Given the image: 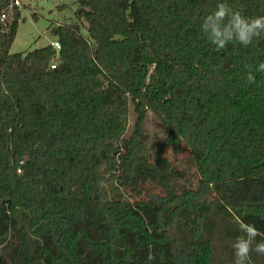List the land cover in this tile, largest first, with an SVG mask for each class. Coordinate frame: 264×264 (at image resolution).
Instances as JSON below:
<instances>
[{"label":"trees","instance_id":"obj_1","mask_svg":"<svg viewBox=\"0 0 264 264\" xmlns=\"http://www.w3.org/2000/svg\"><path fill=\"white\" fill-rule=\"evenodd\" d=\"M16 1L0 0V264H214L210 214L264 240V37L210 45L217 0H77L84 24L52 29L58 51L10 54ZM228 3L264 15V0ZM148 113L166 133L152 153ZM181 145L191 177L161 156ZM147 184L160 194L141 198Z\"/></svg>","mask_w":264,"mask_h":264},{"label":"rangeland","instance_id":"obj_2","mask_svg":"<svg viewBox=\"0 0 264 264\" xmlns=\"http://www.w3.org/2000/svg\"><path fill=\"white\" fill-rule=\"evenodd\" d=\"M76 2L77 0L19 1L18 7L21 11V16L16 36L10 47L9 53H25L52 45V43L56 42V37L52 34V29L56 26L84 24V22L78 20L75 15L77 9ZM82 34L87 36L85 30H82ZM136 118L137 116L133 111V107L130 106L127 130L124 139L130 137ZM143 134L148 139L147 152L149 153H152L151 149L155 148L156 145L166 136L160 122L151 113H148L145 118ZM118 155L119 153H115V158H118ZM161 156L178 170L184 171L186 176L191 177L195 174V169L191 163L190 153L183 145L178 146L176 150L169 146L163 150ZM113 163L114 161L108 160L102 162L100 166V175L106 180L119 175V167ZM117 163L118 161L116 164ZM108 164L111 166H108ZM104 189L108 197H111L110 189L107 186H104ZM158 194H160L159 189L153 188L152 185L147 184L144 187L141 198H148L151 195ZM123 196L127 197L126 194H123ZM213 198L214 197H211L209 200ZM209 200L207 199V201ZM2 213L7 216L10 214L8 203L4 205ZM207 223L211 226L210 240L212 244L214 264H233V249L231 245L234 239L226 235L223 218L217 217L215 214H210ZM170 232L177 238L179 245H181L183 242L182 239L187 236L188 231L187 229L182 228L179 230L174 227ZM0 254H5L6 259H8L7 257L10 255V249L7 246H0ZM249 264H264V255L258 254L254 251L250 252Z\"/></svg>","mask_w":264,"mask_h":264},{"label":"clouds","instance_id":"obj_3","mask_svg":"<svg viewBox=\"0 0 264 264\" xmlns=\"http://www.w3.org/2000/svg\"><path fill=\"white\" fill-rule=\"evenodd\" d=\"M199 28L204 38L216 48L223 49L232 43L247 47L256 38L264 37V15L249 17L233 9L228 0H217L215 7L200 19ZM256 71L264 72V62L257 65ZM246 79L251 84L255 78L249 73ZM238 230L241 235L235 237L231 245L233 264H249L252 251L264 255V240H256L260 234L254 225L241 221Z\"/></svg>","mask_w":264,"mask_h":264},{"label":"built area","instance_id":"obj_4","mask_svg":"<svg viewBox=\"0 0 264 264\" xmlns=\"http://www.w3.org/2000/svg\"><path fill=\"white\" fill-rule=\"evenodd\" d=\"M15 5L19 6V2L16 1V2H15ZM2 18H4V17H2ZM52 47H53L56 51L59 50V44H58L57 42L52 43ZM54 68H55V66H54V65H51V69H54Z\"/></svg>","mask_w":264,"mask_h":264},{"label":"water","instance_id":"obj_5","mask_svg":"<svg viewBox=\"0 0 264 264\" xmlns=\"http://www.w3.org/2000/svg\"><path fill=\"white\" fill-rule=\"evenodd\" d=\"M145 74H146V71H145ZM5 203H8V201H6Z\"/></svg>","mask_w":264,"mask_h":264}]
</instances>
